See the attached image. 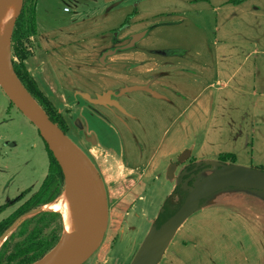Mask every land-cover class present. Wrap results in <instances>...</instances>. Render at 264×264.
I'll use <instances>...</instances> for the list:
<instances>
[{"label": "rangeland", "instance_id": "374dc122", "mask_svg": "<svg viewBox=\"0 0 264 264\" xmlns=\"http://www.w3.org/2000/svg\"><path fill=\"white\" fill-rule=\"evenodd\" d=\"M90 1L78 0L79 4H90ZM147 1H149L146 4L148 12L163 7L169 8L167 4L155 3L156 0ZM249 1H253V6H258L259 0ZM69 2L72 1L43 0L42 4L41 0H38L37 7L35 5V16H39V20L42 19L48 22L49 27H58L63 33L72 31L75 35H78L85 26L76 25L69 27V29L66 26L67 19L77 14L76 12L74 14V6H72L73 8L70 7ZM22 5V18L25 20L31 11L32 0H21V8ZM63 7L71 8V13L64 14ZM132 7L136 10L135 6ZM134 10L131 12L132 14ZM78 12V15L81 16H83L82 12L85 16L91 13L90 9L85 7L78 8ZM167 16L166 13L157 17V19L165 20L168 18ZM183 22L181 28L173 27L163 30L164 38L173 36L174 40L171 39L173 41L171 42L172 45L177 46L181 51H185L184 53L191 59L196 50L202 49L201 43L205 38L203 36L204 30L199 29L200 25L194 18L193 21L184 20ZM200 24L204 27V24ZM17 27L18 25L11 27L6 45L11 67L12 62L18 63L12 52L11 42L12 38L15 37ZM207 34H209L208 31ZM39 44L36 37L33 36L25 44L26 52L31 55L25 62L27 71L46 94L47 99L52 102L53 106L60 111V115L69 123V130L64 133L65 136L90 161L104 182L103 185L106 190L107 229L100 247L85 264H130L149 231L156 225L161 205L172 193L175 180L170 181L172 182L170 183V179L166 175L171 163L164 161L159 165L156 172L158 175L161 174L159 180L153 183L154 177H152L148 182H146V179L142 180L147 185L136 184L131 188L136 179L134 178V181L128 182L126 177L130 174L119 168L123 152L122 139L126 143L131 141L128 138L130 137L129 134L124 128H122L123 132H119L121 130L120 126H115L116 124L114 125V122L111 121L103 109L91 105L69 90V85L74 86L72 83H75V79L71 75L68 77L66 73L61 80L59 79L60 76H63L64 71L61 64L54 66L51 62L45 60L46 62L39 67L42 69V73L38 72L39 70L36 73L34 70L36 69V63L43 61L38 56L41 53ZM97 61V63H101L100 58ZM211 61L205 63L203 60H198L197 63H193L204 66L208 64L212 73H216L217 64L215 61ZM262 82H264V74H262ZM49 84L54 85L55 89L51 87L49 90ZM209 92L205 93V96L208 95L209 103H212V99L214 100L209 117L210 119L214 118L219 126L218 133L220 135L216 137H226L225 140L218 139L214 146H217V149L228 148L231 151L217 153L216 151L204 150L202 152L204 146L200 137L204 136V128H195L193 120L188 122L186 127H180L184 123L176 124V131L180 132L176 133L175 136H172V132H170L167 136L178 137L180 144L184 143V137H189L188 141L185 142V146L187 145L189 149H192L190 160L194 159L197 165L202 164L205 166L217 162L218 157L221 155H233L234 159L227 161L228 165L245 168L257 167L264 170V148L261 147L259 150L254 145L253 152L250 144L247 148L246 144L241 147L240 142H232L236 137L243 136L244 133L246 136L247 131L244 123L246 111L239 108L237 102L229 104L224 97H220L224 96V92ZM194 95H197V92ZM67 111L68 114H65ZM162 127L165 128L166 125ZM153 131L154 128L150 133L152 141L156 139L155 137L158 134L153 133ZM172 143L178 144L174 140L169 145L173 146ZM214 155L215 157L211 158L205 157ZM178 158L179 156L172 157L171 161L177 164L178 167L175 175L173 174L174 178H176L181 167L188 164L178 165ZM48 165L47 151L36 128L10 104L0 88V205H3L6 201H11L20 194L22 196L25 192L19 202L9 206L0 214V222L9 218L38 191L48 173ZM211 168L206 167L205 170L200 171L194 177V181L197 182L214 171ZM66 186L63 178V181L58 184L55 190L40 201L43 203L49 199L51 203L52 201L55 203ZM192 187L186 184L182 185L180 195L174 196V203H178L175 205L181 204L182 199ZM139 198L141 199L138 200ZM179 198H182L181 201ZM42 206L40 203L39 207L35 209H41L43 211L41 213L54 212L59 218H51V220L43 218L42 221H39V214L28 215L35 210L33 209L15 220L21 221V224L23 221L31 219L27 226V232L35 225L39 226L43 230L40 237H48L52 233L54 236L57 235L56 246L63 231L62 211L61 209L45 210L46 205ZM16 221H13V223ZM20 224L10 234L13 235V241L21 240L17 237ZM263 224L264 195L234 190L220 192L203 203L201 208L184 222L169 243L159 264H264ZM8 251H10V247L7 248L6 254ZM42 258L35 263L41 261Z\"/></svg>", "mask_w": 264, "mask_h": 264}, {"label": "crops", "instance_id": "0c3cea01", "mask_svg": "<svg viewBox=\"0 0 264 264\" xmlns=\"http://www.w3.org/2000/svg\"><path fill=\"white\" fill-rule=\"evenodd\" d=\"M71 1L68 4L74 6V14H77L67 19L66 26L68 29L85 26L78 35L49 27L48 22L35 16L34 37L40 43L38 56L43 61H38L34 70L42 73L39 67L46 61L54 66L61 64L64 71L59 79L65 73L75 79L74 86L69 85L72 93L88 103L95 97L107 95L99 100L100 105L93 106L103 109L114 125L120 126L119 132L124 128L130 136L131 141L127 143L122 139L119 168L130 174L126 177L128 182L136 179L131 188L136 184L147 185L152 177L154 183L158 179L157 169L164 161L172 163V157L184 151L189 152L190 158L192 149L185 146L189 137H184V143L180 144L178 137L167 136L170 132L172 136L180 132L176 131L178 123L186 127L193 120L195 128H204V136L200 137L204 146L202 152L231 151L214 146L218 139L226 137H216L220 135L219 126L209 117L214 100L209 103L208 95L205 96L209 91L224 92L220 97L229 104L237 102L238 107L246 111V136L244 133L232 142H240L241 147L246 144L247 148L250 144L253 152L254 145L259 150L264 148V0H259L257 7L249 0L238 5L228 0H156L155 3L167 4L169 8L152 12L146 10L147 0H91L90 4ZM35 5L37 7L38 0ZM81 7L89 8L91 13L78 15ZM62 11L69 14L71 8L63 7ZM166 13L167 19H157ZM193 18L200 25L199 29L204 30L205 38L202 49L196 50L189 59L185 51L172 45L173 36L164 38L163 30L181 28L184 20L193 21ZM139 33L145 36L132 49L110 54L126 46L130 37ZM198 60L215 61L216 73H212L208 64L193 63ZM51 87L55 89L49 84L48 89ZM133 88L140 89L123 94ZM114 102L119 111L104 107ZM153 128V133H158L157 141H152L150 135ZM174 140L178 144L170 146ZM145 179L146 182H142Z\"/></svg>", "mask_w": 264, "mask_h": 264}, {"label": "water", "instance_id": "95a60500", "mask_svg": "<svg viewBox=\"0 0 264 264\" xmlns=\"http://www.w3.org/2000/svg\"><path fill=\"white\" fill-rule=\"evenodd\" d=\"M144 36L145 33L132 35L126 46L118 48L110 54H114L118 50L132 49ZM9 63L10 65L7 69L0 58L1 90L8 98L10 104L36 128L47 149L58 164L64 183L67 178L79 182L95 207L97 221L93 236L82 251L63 263L85 264L100 247L107 229L108 206L103 182L85 155L65 136L57 125L49 120L43 109L22 86L13 72L10 59ZM138 89L140 88L128 89L123 94ZM103 97H107V95ZM103 97H95V100H90L89 102L92 105H100L99 100ZM104 107H107L112 112L113 108L119 111V106L116 102ZM188 159L189 152L184 151L179 156L177 163L178 165H184ZM205 166L212 167L211 169H214V171L194 183L193 187L184 196L181 204L168 219L159 226L152 227L130 264H159L179 228L191 215L201 208L203 203L214 195L227 190L255 192L264 195V171L235 165H223L219 162H212ZM175 169V164L169 165L166 174L167 178L171 179L173 177ZM183 175L182 173L179 176L180 179L177 185L182 183L181 178ZM41 212V209H36L28 215H36ZM20 222L16 221L13 223L0 237V245Z\"/></svg>", "mask_w": 264, "mask_h": 264}, {"label": "trees", "instance_id": "16d2710c", "mask_svg": "<svg viewBox=\"0 0 264 264\" xmlns=\"http://www.w3.org/2000/svg\"><path fill=\"white\" fill-rule=\"evenodd\" d=\"M24 1V0H23ZM244 0H228V3L232 5H238ZM24 3V2H23ZM20 13L17 16L14 25H18L15 37L12 38V52L14 56L17 58L18 63L12 62V69L20 81L22 86L26 89V91L30 94V96L36 101V103L43 109V111L48 116L49 120L57 125V127L63 132H67L66 124L60 115L59 111L53 106L52 102H50L46 96L38 89L33 78L28 74L25 69L24 62L31 56L25 50V44L29 41V39L36 35L35 28V0H32L31 11L29 15L24 20L22 18L23 15V5L20 8ZM22 18V19H21ZM128 21V18L125 20V23ZM45 145V144H44ZM47 156H48V173L44 178L42 184L40 185L38 191L32 195L27 201L23 203L20 209H18L15 213H13L9 218L0 222V237L7 231L13 221H16L19 216L28 213L29 211L38 208L39 204L46 205L51 200L41 202L40 200L45 198L47 195L51 194L53 190L58 186L60 182L63 181L62 172L53 158L50 151L47 149L45 145ZM234 157L233 155H221L218 157L217 162L223 165H228L227 161H232ZM232 159V160H231ZM188 164L186 167H193L196 171L188 174V176L183 175L182 177V185H187L189 187L193 186L195 181L194 177L200 172L205 170L208 166H196L197 162L188 159ZM231 164L233 162H230ZM185 167V166H184ZM261 171V168H258ZM186 179V180H183ZM182 185L177 186L173 192L165 199V202L161 205L160 211L158 213L156 219V225L159 226L166 219H168L178 208L179 205H175L178 203H174V199L177 194L180 195V188ZM25 193V192H24ZM23 193V195H24ZM22 195V196H23ZM21 196V198H22ZM182 198H179L181 201ZM183 200V199H182ZM182 202V201H181ZM12 204V203H11ZM10 204L0 205V214H2ZM42 206V207H43ZM36 210V209H35ZM39 221L42 219L51 220L55 218H59L58 215L54 212H45L39 213ZM41 219V220H40ZM31 219H27L23 221L18 227L17 237L21 238L19 241H13V235H10L0 246V264H34L42 257H44L48 252H50L56 242L58 241L57 235H52L48 237H40L42 233V228L39 226H34L30 231L27 232V226L30 223ZM38 223V222H37ZM10 247V251L6 254L7 248Z\"/></svg>", "mask_w": 264, "mask_h": 264}, {"label": "bare ground", "instance_id": "6f19581e", "mask_svg": "<svg viewBox=\"0 0 264 264\" xmlns=\"http://www.w3.org/2000/svg\"><path fill=\"white\" fill-rule=\"evenodd\" d=\"M21 8V0H0V58L8 69L10 63L6 45L13 21ZM8 48V47H7ZM62 195L45 210L61 209L63 231L58 244L35 264H63L77 255L94 234L97 213L79 182L67 178ZM43 212V211H42Z\"/></svg>", "mask_w": 264, "mask_h": 264}, {"label": "flooded vegetation", "instance_id": "af4514ba", "mask_svg": "<svg viewBox=\"0 0 264 264\" xmlns=\"http://www.w3.org/2000/svg\"><path fill=\"white\" fill-rule=\"evenodd\" d=\"M30 58V57H29ZM28 58V59H29ZM27 59V60H28ZM26 62V61H25ZM25 62H24V66H25ZM25 69H26V71H27V68H26V66H25ZM28 72V74L33 78V76L29 73V71H27ZM33 80L35 81V83H36V85H37V87H38V89L40 90V92H42L43 94H44V96H46V94L40 89V87H39V85H38V83L36 82V80L33 78ZM60 113V112H59ZM65 114H68V111L65 113ZM62 116V115H61ZM63 118V117H62ZM63 120H64V122H65V124H66V127H67V131L69 130V126H68V123L66 122V119L65 118H63ZM188 162V161H187ZM186 162V163H187ZM185 163V164H186ZM171 164H174V163H171ZM175 166H176V169H175V171H174V175H175V173H176V171H177V169H178V167H177V164H175ZM192 171H194V168L193 167H184V166H182L181 167V169H180V171L177 173V176H176V178H174L175 176H173L171 179H174L173 181L175 182V184H174V186H173V190L177 187V186H180V185H177L176 184V182H177V180H179L180 178H179V176L183 173L184 175H186V176H188V174H190ZM158 175V174H157ZM156 175V176H157ZM160 176H161V174H159L158 175V179H160ZM178 177V178H177ZM158 179H156V180H158ZM183 180H186V179H183ZM181 181H182V178H181ZM103 182V181H102ZM183 182V181H182ZM103 184H104V182H103ZM104 189H105V186H104ZM173 190H172V192H173ZM106 191V190H105ZM22 198H21V194L19 195V196H17L16 198H14V199H12L11 201L9 200V201H6L4 204H10V205H14L15 203H17V202H19L20 200H21ZM107 199V198H106ZM12 203V204H11ZM92 257V256H91ZM90 259V258H89Z\"/></svg>", "mask_w": 264, "mask_h": 264}, {"label": "built area", "instance_id": "2783aa9c", "mask_svg": "<svg viewBox=\"0 0 264 264\" xmlns=\"http://www.w3.org/2000/svg\"><path fill=\"white\" fill-rule=\"evenodd\" d=\"M66 11V10H65Z\"/></svg>", "mask_w": 264, "mask_h": 264}]
</instances>
